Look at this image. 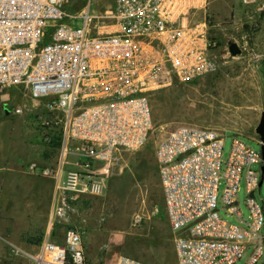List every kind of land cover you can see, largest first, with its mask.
Instances as JSON below:
<instances>
[{"label": "built area", "instance_id": "built-area-1", "mask_svg": "<svg viewBox=\"0 0 264 264\" xmlns=\"http://www.w3.org/2000/svg\"><path fill=\"white\" fill-rule=\"evenodd\" d=\"M63 1L0 0V92L22 87L60 115L58 168L41 171L55 181L56 217L68 194L99 193L121 170L120 152L145 144L152 129L147 94L215 74L220 48L208 37L211 0H110L98 15L90 14V1L70 15ZM75 19L81 27H73ZM223 143L214 130L180 126L155 147L177 264H234L247 252L246 264H264V207L255 200L264 159L234 134L223 163ZM69 158L74 169L65 170ZM243 177L249 221L240 219V227L219 217L217 193L223 180L222 204L241 218L236 194ZM115 249L103 264H151L121 254L119 243ZM13 250L32 264H88L73 228L62 244L42 241L34 256Z\"/></svg>", "mask_w": 264, "mask_h": 264}, {"label": "rangeland", "instance_id": "rangeland-1", "mask_svg": "<svg viewBox=\"0 0 264 264\" xmlns=\"http://www.w3.org/2000/svg\"><path fill=\"white\" fill-rule=\"evenodd\" d=\"M89 1L91 15L103 13L110 3V0H64L63 8L70 15L77 14ZM206 19L208 37L215 38L220 45L218 71L189 82L174 80L150 91L147 98L152 129L145 144L135 151H121L119 173L106 178L97 194H68L63 214L55 217L51 227L58 241L63 239L66 229L77 230L84 256L91 255L93 264H103L108 255L115 257L117 243L120 253L132 258L151 264H177L155 160V147L169 132L190 126L220 133L224 140L223 163L234 134L260 151L255 128L264 112V1L244 5L240 0H211ZM72 24L77 28L83 22L75 19ZM45 31L46 36L52 32ZM47 41L48 38L43 44ZM229 42L238 45L239 55L228 53ZM59 118L42 101H31L22 87L0 92V144L53 145L59 150ZM224 187L221 180L217 193L219 217L243 227L240 219L249 221L244 177L236 194L241 218L228 213L222 204ZM255 200L264 207V184L255 192ZM249 254L234 264H246Z\"/></svg>", "mask_w": 264, "mask_h": 264}, {"label": "crops", "instance_id": "crops-1", "mask_svg": "<svg viewBox=\"0 0 264 264\" xmlns=\"http://www.w3.org/2000/svg\"><path fill=\"white\" fill-rule=\"evenodd\" d=\"M72 160L63 165L65 170L74 169ZM58 164L59 150L53 145L0 144V264H32L13 247L34 256L44 240L62 244L51 227L56 221L51 212L55 181L41 174L45 168L56 170ZM90 256L85 259L93 264Z\"/></svg>", "mask_w": 264, "mask_h": 264}, {"label": "water", "instance_id": "water-1", "mask_svg": "<svg viewBox=\"0 0 264 264\" xmlns=\"http://www.w3.org/2000/svg\"><path fill=\"white\" fill-rule=\"evenodd\" d=\"M228 53L231 56H237L241 53V50L239 49L238 45L235 42H229ZM255 132L260 140L261 158L264 159V112L261 113L259 123L255 128ZM261 174H264V167H261ZM258 185L259 186L261 185V180ZM250 196H252V194H250Z\"/></svg>", "mask_w": 264, "mask_h": 264}]
</instances>
